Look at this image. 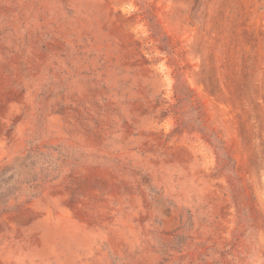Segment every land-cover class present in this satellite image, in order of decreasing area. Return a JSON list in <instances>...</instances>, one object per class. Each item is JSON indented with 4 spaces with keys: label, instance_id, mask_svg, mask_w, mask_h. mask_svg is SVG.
Here are the masks:
<instances>
[{
    "label": "rangeland",
    "instance_id": "rangeland-1",
    "mask_svg": "<svg viewBox=\"0 0 264 264\" xmlns=\"http://www.w3.org/2000/svg\"><path fill=\"white\" fill-rule=\"evenodd\" d=\"M0 264H264V0H0Z\"/></svg>",
    "mask_w": 264,
    "mask_h": 264
}]
</instances>
